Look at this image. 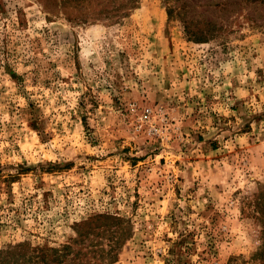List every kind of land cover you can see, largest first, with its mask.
Instances as JSON below:
<instances>
[{
	"label": "rangeland",
	"instance_id": "obj_1",
	"mask_svg": "<svg viewBox=\"0 0 264 264\" xmlns=\"http://www.w3.org/2000/svg\"><path fill=\"white\" fill-rule=\"evenodd\" d=\"M24 244L264 264V5L0 0V251Z\"/></svg>",
	"mask_w": 264,
	"mask_h": 264
},
{
	"label": "trees",
	"instance_id": "obj_2",
	"mask_svg": "<svg viewBox=\"0 0 264 264\" xmlns=\"http://www.w3.org/2000/svg\"><path fill=\"white\" fill-rule=\"evenodd\" d=\"M252 2H255V1H258L260 2L261 4L264 5V0H251ZM98 219L100 218H104L105 219H112V220H116V221H121V219L119 218H115V217H112V216H98L97 217ZM101 226L103 228H106L108 229L107 231H111L112 233H118V238L121 239V235H124L122 234V232L120 231V228L118 227V225H116L115 223L113 224H101ZM111 228L113 230H111ZM120 231V232H119ZM118 244V243H117ZM25 246H17L15 248H13L12 250L8 249V250H4V251H0V264H38L40 261H44L45 264H47L48 262H50V260L53 261H56L59 262L60 259H64L66 258V252L67 250L69 249L68 246H64L63 247V251L62 253H58V252H55L53 253V255H49L48 252H41L40 254L37 253L36 249L33 248H29L26 244H24ZM119 247V246H118ZM111 249V247H110ZM16 250H20L19 253L17 255H14L12 257V254L9 253L11 251H16ZM8 254L10 255V260H6L5 259V255Z\"/></svg>",
	"mask_w": 264,
	"mask_h": 264
},
{
	"label": "built area",
	"instance_id": "obj_3",
	"mask_svg": "<svg viewBox=\"0 0 264 264\" xmlns=\"http://www.w3.org/2000/svg\"><path fill=\"white\" fill-rule=\"evenodd\" d=\"M153 110L150 107H146L143 111H142V117L144 119H146L147 121L153 117Z\"/></svg>",
	"mask_w": 264,
	"mask_h": 264
}]
</instances>
